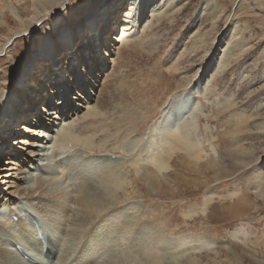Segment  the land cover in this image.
I'll return each mask as SVG.
<instances>
[{
  "label": "rangeland",
  "instance_id": "374dc122",
  "mask_svg": "<svg viewBox=\"0 0 264 264\" xmlns=\"http://www.w3.org/2000/svg\"><path fill=\"white\" fill-rule=\"evenodd\" d=\"M105 1L98 4V7L95 4L90 12L99 14L92 15L88 21L83 19L85 16L81 7L88 10L93 7L91 1L79 0L78 5L72 9L79 15L82 24L81 30L74 31L79 41L85 40L86 44L87 40L96 38L97 29L88 35L85 30H89L92 23L101 19L105 8L118 12L112 25L115 28L112 36H119L118 40L120 39L122 23L119 19L126 14L123 12L127 0ZM143 2L145 0H141L140 7ZM36 4L40 10L43 9L40 2ZM13 7L8 5L4 9V13L9 15L7 20L0 8L1 49L6 44L8 29L3 22L11 24L12 18L18 26L26 24L20 26L21 30L33 27L30 20L18 12L17 4ZM70 7L71 2H68L51 13L48 12V15H45L44 10L40 12L42 18L29 30L30 34L24 36L34 46L29 50L32 61L28 65L24 64L23 69L16 70V76L14 75L29 87L37 88L38 82L46 74L48 77L43 82V92L52 98L49 102L53 108L57 105L53 98L58 102L61 98L49 93L51 84L47 87V81L52 78L53 69L61 76L59 72L64 70L61 69L62 66H70L74 60L78 62L76 58H71L70 61L69 57H73L68 53L70 49L74 54L85 49L88 52L85 55L90 54L87 57V65L90 67L85 72L88 71L98 81L96 84L104 79L102 73L111 70L104 64L106 56L102 53L99 55L104 47L99 48V43L94 41H90V46L85 49L74 41L65 52L54 55L51 52L52 56L46 58L44 65L37 67L41 62L36 57L34 59V56L47 48L43 44L40 46V29L49 33L50 40L57 39L60 43L73 35L72 28L64 27L65 24L69 25L67 13L70 10L67 13L66 10ZM151 9L146 7L139 13L140 21L136 27L132 25L126 45L109 38L110 30H103L99 39L103 38L101 41L107 44L104 52L109 54L110 50H119L116 74L121 79L111 88L106 83L101 86L105 92L100 93L96 110L108 113L107 117L101 116L96 122L89 117L77 126L71 124V128L84 131L83 136H91L94 132L95 136L96 132L108 135L106 146L104 144V148L93 150L91 154H98L118 164L119 177L126 186V192L119 190L118 197L121 204L126 200L122 206L127 208L129 214L144 217L142 213L146 212L147 219L163 234L168 244L183 240L179 248L181 258L176 264H264V0H174L158 15L149 18ZM56 15L58 16L54 17ZM134 18L133 20L136 19ZM105 24L103 22L101 26ZM61 25L64 29L59 31ZM233 36V40L239 45L237 47L227 43ZM12 43L8 42L3 51L0 49V83L8 88L17 86L22 90L24 84L13 82L10 75L4 72L5 67H11L18 61L23 62L22 58L11 54L14 48ZM76 47L78 51L74 50ZM91 51L95 52L93 56ZM170 56L171 61L166 64ZM91 60L96 62L91 63ZM174 62L179 65L175 67L172 65ZM83 69L84 66L79 63L72 69L77 81H82V84L85 81L81 75ZM31 77L36 79L35 83ZM86 82L88 81H85L84 86H87ZM205 86L208 87L207 90ZM74 90L70 91V95L68 93V98L65 96L67 102H70ZM195 92L199 93L194 94ZM5 96L9 97V93ZM177 98H186L190 104L196 98V104H192V107L188 105L185 112L177 115V124H184L183 129L190 136L191 142L202 148L207 157L199 165H191L174 156L170 167L158 174L154 166L147 163V158L157 149V145L152 146L150 151H144L143 146L161 138L158 133L161 122ZM39 107L40 104H37L36 109L39 110ZM174 122L176 123L175 120ZM130 142H139L132 152L127 151ZM61 145H46L48 154L44 153L32 167L31 174L24 183L26 188L33 187L39 176H46L44 173L50 156H53L54 168L60 175L59 181L72 180L68 170L64 171L66 169L63 164L67 163L68 153L78 155V151L75 150L77 148ZM7 150L11 152L15 149L8 146L5 147V151ZM233 152L237 154L231 155ZM85 154L81 156L87 157ZM140 158L145 161H137ZM86 163L94 164L87 167ZM86 163L83 159L79 165L74 162L73 168L77 171L87 168L80 170L81 173L98 175V167L108 162L90 159ZM144 172L151 176V181L142 179ZM235 190H239L238 196L246 204H240L236 197L233 198L234 201L229 199ZM0 194L3 195L1 186ZM5 202L8 204L0 207V219L3 221H9L7 215L11 212L24 219V214H29L34 218L36 226L39 224L37 218L40 216L26 207L31 204L35 206L36 200L29 199L27 203L23 197L15 196L14 204H9L8 200ZM35 208L38 209L36 206ZM12 216L10 214V219ZM17 217H14L15 221ZM41 218L45 217L41 215ZM70 222L71 218L68 219V223ZM41 226L39 224L37 227L42 228ZM44 237L49 242L46 235ZM9 240L11 241L10 238ZM24 248L26 252L30 250V247ZM43 262L41 264L47 263Z\"/></svg>",
  "mask_w": 264,
  "mask_h": 264
},
{
  "label": "bare ground",
  "instance_id": "6f19581e",
  "mask_svg": "<svg viewBox=\"0 0 264 264\" xmlns=\"http://www.w3.org/2000/svg\"><path fill=\"white\" fill-rule=\"evenodd\" d=\"M89 1L92 2L93 7H90L88 10L85 7H81L83 16H85L83 19L87 21L92 15L99 14L97 12L92 13L90 10L95 7V4L98 7V4H101L103 0ZM118 1L120 2L121 0ZM172 1L174 0H145L143 6L140 7L141 0H127L126 8L123 12V14H126L120 16L119 19L122 23L120 26L122 35L120 34L121 37L119 40V36H112V32L115 29L112 25L117 18L118 12L114 13L112 10L109 11L110 8H105L104 14L101 15V19L96 21L95 24L92 23L89 30H85L86 35L91 34L94 29H97L98 32L95 39H89L85 44V40L81 42L79 41L80 39H77V36L74 35L76 29H82L80 27L82 24L79 15L72 10L78 5L79 0H8L9 3H7V0H0V8H2L3 16L6 20L9 15L6 12L4 13V9L8 5L13 7L17 4V8H15L19 13L21 12L30 20L33 26L32 28H34L42 18L40 12L43 10L45 15H48V12L51 13L52 10L58 9L60 5L71 2L72 7L66 10V13L70 10V12L67 13L69 25L65 24L64 27L72 28L73 32L71 33H73V35L71 34L70 39H67V41L64 39L63 42L60 43V40L57 39L50 40L49 33L40 29V46L43 44L47 48L36 53L34 56V59L36 57V59H39L37 61L41 62V65L37 67L42 66L46 58L52 56L51 52L53 55L56 53L60 54L61 51L65 52L66 48L70 47L74 41L76 45L82 46L83 49H85L86 46H90V41H94L95 43H99V48L104 47L102 51H99V55L101 56L102 53L103 56H106L104 57V64L111 69L102 73L105 76L104 79L101 83L96 84L98 81H96L88 71L87 73L85 72L86 69L90 67L87 65V57L90 56V54L87 56L85 55V53H88L86 49L79 52L78 47H76L74 49L78 51L76 54H74L75 52H70V49L68 53H71L72 55H69L73 56L69 57L70 61L76 58L78 62L74 60V63H71L70 66H68V64L67 66H62L61 69L64 70L59 72L62 78L60 74L53 69L54 72L51 75L52 78L47 81V87H50L51 84V89L49 90L50 94L60 95L61 97L65 95L67 98L68 93L70 95V91L72 92V90H75L70 98V102H67L66 98L65 104L62 105L58 102L55 108H52L54 106H50V98L46 95V92L45 94L43 92L45 88L43 82L45 78L47 79L48 77L46 74L43 73L44 77L40 79L41 82H38L37 85L39 86L37 88L29 87L26 83H22L23 80L21 82L19 78H15L16 70L19 71L23 69L24 64L28 65V63L32 61V54L29 50L30 48L33 49L34 46L31 45L30 42L28 43L27 38L24 37L27 33L30 34L29 30H32V28L29 30H21L20 26H26V24L18 26L12 18V23L8 20L11 24H7V21L3 22V24H6L8 27L6 31L7 34L5 35V46L8 42L12 41L14 48L11 54L14 57L23 59V62L18 61L17 64L15 63L11 67H5L4 72L10 75L13 82L24 84L23 87L26 88V90L24 91V88L19 90L17 86L8 88L0 83V176H2L0 186L1 193H3V195L0 194V207L8 204L5 200H8L9 204H14L15 196L23 197V199L27 200V203L29 199H34L37 201V203H34L36 204L35 206L40 210L36 209L32 204L26 207L31 209L32 212L34 211L37 213L40 217L41 215L42 217L44 216L45 218L41 219L47 220L49 223L54 224L55 227L45 229L41 226L42 228H38L37 226L39 224L36 226L35 220L31 215L24 214V219L10 212L7 217L9 221H13H10L8 226L6 225V227H4L6 222L9 221L0 219V234L3 235H1L2 244L0 243V264H41L43 261L47 262L46 264H164L166 262L176 264L179 262L181 258L180 254L182 253L181 251L179 252V248L183 244V240L168 244L169 242L167 243L165 241L163 234L153 227L147 219L146 212L142 213L144 217L129 214L127 208L125 209V207L122 206L126 198H124L125 201L121 204L118 197L119 190L126 192L125 182L119 177L118 164L108 161L98 154H91L93 150L104 148V144L106 146L109 140L107 137L108 135H105L103 132V136V134L100 135L96 132L97 135L95 136L94 132L91 136H83L84 131L80 132L76 128H71V124H76L77 126L89 117L95 119V122L101 116L107 117V115H109L108 113H102L96 110L99 95L105 92L101 86L106 83L107 87L109 85L111 88L115 82H119L121 79V77H118L116 74L117 55L119 54V50L115 52L110 50L109 54L104 52L107 44L101 41L103 38L99 39V37H102L103 30H110L108 33L109 38L116 42L121 41L126 45L129 37L128 32L131 30L132 25L136 27L137 23L140 21L138 15L144 8H152L151 14L149 15L150 18L158 15L163 8ZM39 2L43 8L41 10L36 4H39ZM154 3L159 4L153 7L156 5ZM136 15L137 18L135 17V19L134 16ZM57 16L58 15L54 17ZM133 18L135 20H133ZM103 22H106V24L102 27L101 24ZM61 29H64L63 26L59 31ZM233 39L234 36L230 37L227 43L234 44L235 47L239 46ZM4 47L2 49L0 47V49L3 51ZM94 51H97V49H94ZM94 51H91L92 56L95 53ZM233 52L234 50L232 53ZM236 55L237 53L235 52V56ZM171 58L170 56L165 63L168 64L167 62L171 61ZM82 61H84V63ZM90 62L95 63L96 61L91 60ZM76 63L84 66L81 75H83L85 81H88L86 82L87 86H84L85 81L83 84L82 81H77L76 75L72 73V69ZM33 65L32 63L31 66ZM172 65L177 67L179 64H175L174 62ZM94 67H96V64ZM198 73L199 71L197 74ZM57 76H60L61 79ZM31 78L33 82L36 81L33 77ZM79 86L81 87L77 89ZM205 87L207 90L208 87ZM7 93H9V97L6 98L5 94ZM198 93L195 92L194 94ZM61 99L64 100V98ZM195 99H192L190 104L187 102L186 98H177L175 100L176 103L170 111L165 114L161 122L158 132L161 138L143 146L145 147L144 151H150L152 146L157 145V149L147 158V163L153 165L158 174L166 171L170 167V163L174 156L175 158L183 159L187 164L192 163L195 165H199L198 163L207 157L203 154L204 150L202 148H199L191 142L190 136L183 129L184 124H177V117L180 116V112H185L188 109V105L192 107L196 104ZM4 100L5 102H3ZM20 100L23 101L19 103ZM92 103L93 105H91ZM37 104H40L39 110L36 109ZM46 108H49V110H46ZM169 121H172V123H169ZM262 129H264V126ZM114 134L116 136V133ZM56 143L65 145V147L71 146L77 148L75 150L78 151V155L68 153L69 160L67 159V163L63 164L66 170L58 166V168L64 171L68 170L72 180L68 179L67 181V179H65L63 182L59 181L60 175L54 168L55 164H53L54 161H52L53 156H50L47 160L48 166L44 173L46 176H39L33 187L26 188L24 183L29 178L32 167L35 163L39 162V158H41V156L43 157L44 153H46V155L48 154L46 152V145ZM138 143L136 142L135 144L130 142L127 151L132 152ZM62 145L61 147H63ZM8 146H11V148L15 150L11 152L8 150L5 151V147ZM83 153H86L85 155L87 157H82L81 154ZM234 154L236 155L237 153L233 152L231 155L234 156ZM82 159L84 163L90 159L102 160L108 163L98 167L100 172L98 175L93 173L83 174L80 170H87V168H80L78 171L73 168L75 165L74 162L79 165ZM137 161L142 163L145 159L140 158ZM65 164H67V166ZM86 164L87 167H89L94 163ZM224 168L227 171V168ZM6 172L9 173V175H4ZM142 179L151 181V176L148 175L147 172H144ZM238 193L239 190L233 191L229 199L236 197L240 204H246V201L239 197ZM26 210L28 211V209ZM10 214L13 215L11 219ZM14 217H17L16 221ZM70 218L71 222L68 223V219ZM18 222L20 225L19 232L16 231ZM39 235L44 238L43 242L39 241ZM44 235H46L49 242L45 240ZM9 238L11 241H8ZM25 246L30 247L28 248L30 250L26 252ZM16 247L23 249L27 256L25 257L17 253Z\"/></svg>",
  "mask_w": 264,
  "mask_h": 264
},
{
  "label": "snow or ice",
  "instance_id": "6c2138e0",
  "mask_svg": "<svg viewBox=\"0 0 264 264\" xmlns=\"http://www.w3.org/2000/svg\"><path fill=\"white\" fill-rule=\"evenodd\" d=\"M4 175H9V173H4ZM0 182H2V176H0ZM37 221L40 225H42L45 229H51V228H54L55 225L54 224H51L49 223L47 220H44V219H40L39 217L37 218ZM17 232L20 231V225H19V222H18V225H17V229H16ZM23 242V241H22Z\"/></svg>",
  "mask_w": 264,
  "mask_h": 264
}]
</instances>
